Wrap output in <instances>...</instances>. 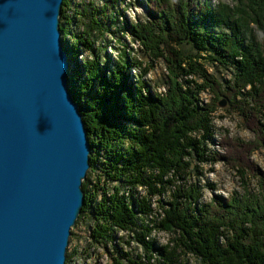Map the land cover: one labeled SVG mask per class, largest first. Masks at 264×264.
Returning a JSON list of instances; mask_svg holds the SVG:
<instances>
[{"label":"trees","instance_id":"1","mask_svg":"<svg viewBox=\"0 0 264 264\" xmlns=\"http://www.w3.org/2000/svg\"><path fill=\"white\" fill-rule=\"evenodd\" d=\"M123 1L77 6L62 0V44L73 59L69 90L90 143L84 204L74 225L87 218L89 244L104 247L111 264H264V190L216 195L205 203L198 184L201 166L217 159L208 145L214 143L218 97L242 117L264 107V0H231L213 8L196 0H146L143 18L134 22L119 9ZM105 34L116 36L118 46ZM125 35L150 64L129 56ZM182 42L192 50L183 52ZM106 47L117 51L114 59ZM158 58L168 71L162 92L143 77ZM201 60L231 65V80L208 73ZM205 90L213 95L207 101L200 98ZM261 129L256 141L264 148ZM120 230L130 235L121 241L135 240L142 254L122 247L115 234ZM158 231L172 236L158 244L152 236Z\"/></svg>","mask_w":264,"mask_h":264},{"label":"water","instance_id":"2","mask_svg":"<svg viewBox=\"0 0 264 264\" xmlns=\"http://www.w3.org/2000/svg\"><path fill=\"white\" fill-rule=\"evenodd\" d=\"M61 5L0 0V264H66L84 204L90 143Z\"/></svg>","mask_w":264,"mask_h":264},{"label":"rangeland","instance_id":"3","mask_svg":"<svg viewBox=\"0 0 264 264\" xmlns=\"http://www.w3.org/2000/svg\"><path fill=\"white\" fill-rule=\"evenodd\" d=\"M72 1L75 5L79 6L90 0ZM93 2L96 5H100L102 0H93ZM123 2L124 6H120L119 9L122 10L124 17L128 22H134L135 19L143 18L145 13L143 5L148 3L146 0H124ZM175 2L178 3L179 0H174V4ZM219 2L231 4V0H196V5L203 7L206 3V5H210V8H213L218 6ZM160 4V6H162V3ZM255 7L258 6L255 5ZM151 8L154 9L155 6L153 8L152 4ZM210 8L208 7V9ZM179 12L180 10L178 13ZM199 15H201V12ZM194 18H196V16H194ZM119 19H121L120 16L118 21ZM254 24L256 23H250L251 32L259 34V42H262V33L256 29L257 27H255ZM69 28L70 30L75 29L73 25ZM215 30L217 31L219 29L215 28ZM66 39H69V36H66ZM104 39L106 41H111L112 44L118 46V43L115 42L116 36L111 37L110 35L105 34ZM123 41L130 49L128 50L129 56H135L142 60L143 66L145 62L146 64H150L149 58L146 54L144 55L140 51V46L136 42L132 41L128 35L123 37ZM179 48L185 53L192 50L191 45L184 42L181 43ZM116 52V50L109 47H106L105 49V53L110 55V60L115 58ZM102 53H104V51H102ZM237 58H240V56ZM76 59L78 61L82 60L79 55ZM203 65L208 73L214 74L221 81L231 80L233 76L234 69L231 65L221 66L215 63L210 64L207 60L203 61ZM129 74H134V69H131ZM167 74L168 71L165 67V61L162 58H158L153 61V66L146 74L143 75V77L155 91L162 92L164 91V81L166 80ZM245 89H248V86H245ZM260 92V94H263L261 99H264V91ZM212 97L213 95L209 91L207 92L205 90L200 93V98L203 101H207ZM220 102H223V105H220ZM216 104L217 110L212 116L214 143L208 146L211 150H214V156L215 159H217L210 165L204 164L201 166L202 174L198 178V184L202 188L201 201L209 203L211 198L216 195L227 198L234 193L242 194L243 192H246L245 190L256 193L258 191L263 192L264 148L261 146L259 147L256 139H259V129L262 128L264 130V107L261 108L256 106V108L260 109V112H257L254 110V106V109H251L253 113L248 112V116L242 117L233 107H231L229 102L223 96L218 97V102ZM262 104H264L263 100ZM250 115L252 118H250ZM257 122L260 127L257 126ZM260 140L261 138L259 141ZM260 178L263 180V184H259ZM207 184H213L215 187L210 189ZM166 198L167 196L164 199L166 200ZM153 206L157 207L158 205L154 202ZM87 225L88 220L85 217L79 220L76 225L71 227L70 230L74 232V235L72 238L71 235L69 236L67 252L70 253L73 248L74 252L70 254L66 264H111L109 253L106 249H104V247L101 245L89 244L90 239L88 236ZM115 234L117 237H120L119 242L125 250H129L131 254L134 255L136 253H143L141 245H139L135 240L131 239L129 244H125L121 241L122 238H130V235H128L125 231H116ZM152 236L158 244H165L172 234L165 231H158L154 232Z\"/></svg>","mask_w":264,"mask_h":264}]
</instances>
